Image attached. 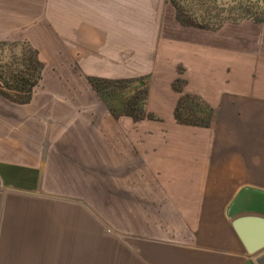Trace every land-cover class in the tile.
Instances as JSON below:
<instances>
[{
  "label": "crops",
  "instance_id": "crops-1",
  "mask_svg": "<svg viewBox=\"0 0 264 264\" xmlns=\"http://www.w3.org/2000/svg\"><path fill=\"white\" fill-rule=\"evenodd\" d=\"M141 1L0 0V42L43 65L25 102L0 93V264H264L231 226L264 216V51L223 35L134 43V25L159 23L134 24ZM90 77L135 79L144 113L108 106ZM186 97L212 109L207 123L176 119ZM77 162L158 193L60 192Z\"/></svg>",
  "mask_w": 264,
  "mask_h": 264
},
{
  "label": "rangeland",
  "instance_id": "rangeland-1",
  "mask_svg": "<svg viewBox=\"0 0 264 264\" xmlns=\"http://www.w3.org/2000/svg\"><path fill=\"white\" fill-rule=\"evenodd\" d=\"M136 1V2H135ZM138 1V2H137ZM144 1L141 0H133V5L141 4ZM183 5L188 6L191 5V10L196 15H206L212 17V19H221L225 17L226 13L238 15L240 8V4L244 3H256V5H264V0H184ZM154 5V6H153ZM149 9H133V22L137 24L138 17L142 18V21L147 18L155 19L157 23L156 25H134V34L133 41H143L146 36L150 35V37H154L157 34L164 36V39H173L181 38V41H189L193 40L199 35L205 36H228L230 39V45L236 46H249L254 49H262L264 51V22L257 24L250 20H242L238 23H224L217 30H207L202 29L200 27L194 26H183L181 25L175 18V14H173V8L164 0H149ZM215 19V20H217ZM137 30H142V35L136 34L140 32H136ZM145 34V35H144ZM238 37V38H236ZM167 38V39H166ZM141 39V40H140ZM28 47L21 43L14 42H0V76L3 77L12 76V74L16 73L18 70L25 67L22 60L24 55L28 54ZM25 60V59H24ZM184 69V68H183ZM140 81L145 82L144 85L147 86V75L139 77ZM135 79L132 80H121L120 82H113L111 88L105 90V96H115L119 97V92L123 93V96H134L137 102H141L142 97L146 95L147 90L141 88L137 92H133L134 86L138 81L134 82ZM182 79H179L178 83H181ZM108 82V81H105ZM0 85L3 86L2 76L0 77ZM145 86V87H146ZM4 87V86H3ZM121 88L118 90L116 95H112L114 88ZM145 92V94H144ZM139 107V106H138ZM137 105L132 106L133 113H136L139 109ZM141 163L137 162L134 166H140ZM71 168L65 171V177H61L60 170L49 171V176L54 178H63V183L67 182V185H63L60 187V192H72V193H134V194H157L158 190L156 186H142V185H134L133 187H125L123 185H118V180L112 179L109 176L107 170L104 169H94L92 168V164L90 167L86 165H82L81 163H73L69 165ZM137 168V167H136ZM59 178V179H60ZM58 179V180H59ZM136 179V180H135ZM141 174L140 171L134 172V181H140ZM55 180V179H54ZM44 192H48V189H57L59 187L54 186H44L42 187ZM33 192V191H30ZM59 192V191H58ZM262 199L263 196H262ZM264 203V201H263ZM264 207V205H262Z\"/></svg>",
  "mask_w": 264,
  "mask_h": 264
},
{
  "label": "trees",
  "instance_id": "trees-1",
  "mask_svg": "<svg viewBox=\"0 0 264 264\" xmlns=\"http://www.w3.org/2000/svg\"><path fill=\"white\" fill-rule=\"evenodd\" d=\"M170 6L174 10L175 18L176 20L183 26H194V27H200L202 29L207 30H217L219 29L224 23H238L242 20H250L254 23L260 24L264 22V5H256V3H242L238 8H240V11L238 15L234 14H228L226 13L225 17L221 19H212V17L206 16V15H196L191 10V5L188 4V6L183 5L184 0H166ZM28 54L23 57V64L25 67L18 70L16 73L12 74V76L3 77V88L4 90L0 89V93L4 94L11 100L15 102H25L28 100V97L32 91V88L37 84L42 70V63L38 60L36 57V52L32 49H28ZM25 59V60H24ZM0 76V77H1ZM90 83L94 87L96 91H98L102 98L108 102L105 96V90L108 89V82H105L101 79L96 78H89ZM140 81V80H138ZM138 83V82H137ZM142 87V86H141ZM140 86H134L133 92H137L141 89ZM118 90H121V88H116V92L118 93ZM145 94V92H144ZM135 96V95H134ZM129 96V98H125L123 96V93L119 92L118 98H123L124 105L123 110L126 108L129 110H132V106L135 104L139 108L136 113L139 115H142L144 113L143 107H144V101H145V95L142 97L141 102H137L135 97ZM189 99V100H188ZM108 104V103H107ZM109 106V104H108ZM191 110L190 115H184L181 113V110ZM193 112V113H192ZM129 113V111H127ZM212 113V109L206 105H204L198 98L186 97L177 105L175 116L176 119L183 124H205L209 121V116ZM195 114L196 118L200 120H194L190 116ZM148 117H153V115L148 114Z\"/></svg>",
  "mask_w": 264,
  "mask_h": 264
},
{
  "label": "water",
  "instance_id": "water-1",
  "mask_svg": "<svg viewBox=\"0 0 264 264\" xmlns=\"http://www.w3.org/2000/svg\"><path fill=\"white\" fill-rule=\"evenodd\" d=\"M263 193V191H258ZM235 199L228 207L230 212ZM231 226L244 246L250 253H256L264 248V216L260 214H243L232 219Z\"/></svg>",
  "mask_w": 264,
  "mask_h": 264
}]
</instances>
